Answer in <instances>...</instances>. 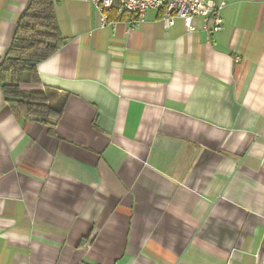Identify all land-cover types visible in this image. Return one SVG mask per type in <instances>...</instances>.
Returning <instances> with one entry per match:
<instances>
[{
    "label": "crops",
    "instance_id": "crops-1",
    "mask_svg": "<svg viewBox=\"0 0 264 264\" xmlns=\"http://www.w3.org/2000/svg\"><path fill=\"white\" fill-rule=\"evenodd\" d=\"M54 1L65 43L26 87L70 93L56 132L0 82V264H264V0L212 33ZM29 2L0 0V62Z\"/></svg>",
    "mask_w": 264,
    "mask_h": 264
},
{
    "label": "trees",
    "instance_id": "trees-1",
    "mask_svg": "<svg viewBox=\"0 0 264 264\" xmlns=\"http://www.w3.org/2000/svg\"><path fill=\"white\" fill-rule=\"evenodd\" d=\"M111 19H122L114 8ZM65 43L56 17L54 0H30L20 15L12 42L0 62V82L6 102L24 121L37 120L54 134L70 93L52 86H39L37 64Z\"/></svg>",
    "mask_w": 264,
    "mask_h": 264
},
{
    "label": "built area",
    "instance_id": "built-area-1",
    "mask_svg": "<svg viewBox=\"0 0 264 264\" xmlns=\"http://www.w3.org/2000/svg\"><path fill=\"white\" fill-rule=\"evenodd\" d=\"M94 3L100 10V24L107 26L114 24L118 19H111L110 13L115 8L117 14L129 16L132 24L145 19L149 9H161L162 19L167 26L175 23L177 18L184 21L189 31H195L194 18L202 19L204 28L210 33L217 32L223 25V18L220 11L224 9L225 0H87Z\"/></svg>",
    "mask_w": 264,
    "mask_h": 264
}]
</instances>
